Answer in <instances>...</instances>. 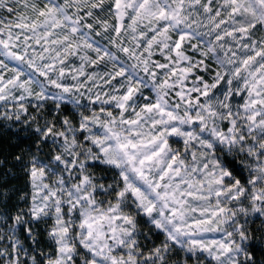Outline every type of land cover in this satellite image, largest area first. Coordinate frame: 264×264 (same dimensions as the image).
<instances>
[{"label":"snow or ice","instance_id":"snow-or-ice-1","mask_svg":"<svg viewBox=\"0 0 264 264\" xmlns=\"http://www.w3.org/2000/svg\"><path fill=\"white\" fill-rule=\"evenodd\" d=\"M0 264H264V0H0Z\"/></svg>","mask_w":264,"mask_h":264}]
</instances>
